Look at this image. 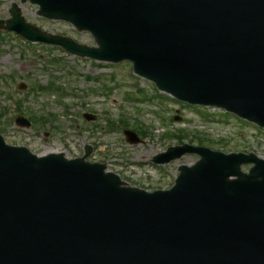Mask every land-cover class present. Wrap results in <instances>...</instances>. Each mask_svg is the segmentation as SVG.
Instances as JSON below:
<instances>
[{
    "label": "water",
    "instance_id": "obj_1",
    "mask_svg": "<svg viewBox=\"0 0 264 264\" xmlns=\"http://www.w3.org/2000/svg\"><path fill=\"white\" fill-rule=\"evenodd\" d=\"M32 2L90 30L99 47L41 31L15 6L0 28L82 56L128 58L180 99L264 125V0ZM210 154L183 167L173 190L148 193L104 164L38 157L0 137V264H264V161Z\"/></svg>",
    "mask_w": 264,
    "mask_h": 264
},
{
    "label": "rangeland",
    "instance_id": "obj_2",
    "mask_svg": "<svg viewBox=\"0 0 264 264\" xmlns=\"http://www.w3.org/2000/svg\"><path fill=\"white\" fill-rule=\"evenodd\" d=\"M13 2L21 6L22 14L32 24L89 46L96 45L90 33L80 32L70 23L39 16L37 7L29 2L0 0V18L10 17ZM131 71L125 62H98L68 54L56 46L27 42L13 33L3 35L0 112L5 111V118L0 131L8 142L28 146L39 154L53 148L68 157L83 156L89 145L92 151L88 160L104 162L124 180L149 189L168 188L178 174V166L190 164L198 157L186 156L165 166L154 164L152 158L171 145L191 140L194 142L190 143L198 144L195 137L204 136L208 139L205 145L214 149L254 151L264 157V130L225 117L217 109L203 112L178 104ZM20 82L26 85L25 89L18 88ZM39 85L47 89L38 90ZM18 101L28 113L24 116L40 120V127H22L14 122ZM85 114L95 118L87 120ZM124 128L135 130L140 140L129 142ZM180 130L187 134L182 142L177 138L182 134Z\"/></svg>",
    "mask_w": 264,
    "mask_h": 264
},
{
    "label": "bare ground",
    "instance_id": "obj_3",
    "mask_svg": "<svg viewBox=\"0 0 264 264\" xmlns=\"http://www.w3.org/2000/svg\"><path fill=\"white\" fill-rule=\"evenodd\" d=\"M48 151V150H47ZM58 150H56V149H53V148H50L49 149V152H57Z\"/></svg>",
    "mask_w": 264,
    "mask_h": 264
}]
</instances>
